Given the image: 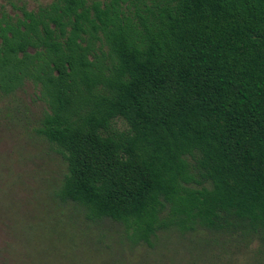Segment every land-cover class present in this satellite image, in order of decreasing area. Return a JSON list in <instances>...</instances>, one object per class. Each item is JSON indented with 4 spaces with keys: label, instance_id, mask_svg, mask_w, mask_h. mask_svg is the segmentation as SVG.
<instances>
[{
    "label": "trees",
    "instance_id": "16d2710c",
    "mask_svg": "<svg viewBox=\"0 0 264 264\" xmlns=\"http://www.w3.org/2000/svg\"><path fill=\"white\" fill-rule=\"evenodd\" d=\"M8 27L0 94L38 89L59 202L132 244L203 229L264 251V0H51Z\"/></svg>",
    "mask_w": 264,
    "mask_h": 264
},
{
    "label": "rangeland",
    "instance_id": "374dc122",
    "mask_svg": "<svg viewBox=\"0 0 264 264\" xmlns=\"http://www.w3.org/2000/svg\"><path fill=\"white\" fill-rule=\"evenodd\" d=\"M29 0L31 9L38 2ZM30 83L0 98V264H264L259 241L199 229L158 231L151 244L130 243L110 219L87 221L54 191L67 172L61 153L37 135L44 104ZM126 130L121 118L111 123Z\"/></svg>",
    "mask_w": 264,
    "mask_h": 264
},
{
    "label": "flooded vegetation",
    "instance_id": "af4514ba",
    "mask_svg": "<svg viewBox=\"0 0 264 264\" xmlns=\"http://www.w3.org/2000/svg\"><path fill=\"white\" fill-rule=\"evenodd\" d=\"M26 1H29V0H0V33L4 32V31L11 30V27H8V24L15 25V24L22 22V19L24 16V11H27V12L37 11V9L40 5H44L48 2H50L51 0L45 1V2L39 1L38 3H35L37 5L31 9L27 8V2ZM40 28H43V27H40ZM50 28L54 29L55 26L51 24ZM19 29L22 30L23 28L21 26H19ZM1 43H2V40L0 37V46H1ZM0 76H5V74L0 73ZM26 83H30L35 88V85L31 81H28V80L24 81V84L21 88H23ZM21 88L15 90L12 94L16 93ZM37 93L39 94L38 89H37ZM12 94H9V95H12ZM38 94H37V96H38ZM9 95L0 94V98L6 97ZM38 100H40L45 106L42 109V111H43L46 108V105L41 99L38 98Z\"/></svg>",
    "mask_w": 264,
    "mask_h": 264
}]
</instances>
